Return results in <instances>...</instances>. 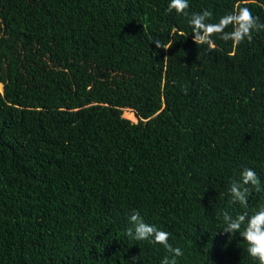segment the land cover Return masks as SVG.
<instances>
[{
  "label": "trees",
  "instance_id": "16d2710c",
  "mask_svg": "<svg viewBox=\"0 0 264 264\" xmlns=\"http://www.w3.org/2000/svg\"><path fill=\"white\" fill-rule=\"evenodd\" d=\"M169 2L0 0V264H161L127 236L133 210L178 264H259L222 229L264 205V30L208 52ZM189 6L264 23V0ZM244 168L247 209L228 192Z\"/></svg>",
  "mask_w": 264,
  "mask_h": 264
},
{
  "label": "clouds",
  "instance_id": "9594fccd",
  "mask_svg": "<svg viewBox=\"0 0 264 264\" xmlns=\"http://www.w3.org/2000/svg\"><path fill=\"white\" fill-rule=\"evenodd\" d=\"M189 0H170L167 13L173 10L177 14H183L189 17V24L194 33V42L197 45H206V51L212 52L216 45L213 39L218 36L224 41H232L233 46H238L240 43L247 40H253V32L264 30V23L259 21V17L252 14L248 7H239L231 13L220 17L216 23L209 22L212 19L213 13L204 9L202 12L189 14ZM231 27V31H226ZM155 45L158 49H170L172 45L164 44L159 39H155ZM185 95L188 93L187 86H182ZM251 185L257 191L260 190V179L256 171L252 168H244L240 173V179H232L228 192L231 196L232 203H238L242 208L248 207V196ZM129 222L134 226L127 229V236L136 241H150L153 244L162 245L169 255H166L161 261V264H178L177 258L184 255L180 247H174L169 243L171 234L161 230L153 224L145 222L139 211L133 210L129 216ZM223 233H230L235 236L239 233L240 236L248 244L247 252L249 256L258 260L259 264H264V205L253 212L244 211L235 216L225 211L223 213ZM133 260L138 264L136 257Z\"/></svg>",
  "mask_w": 264,
  "mask_h": 264
},
{
  "label": "rangeland",
  "instance_id": "374dc122",
  "mask_svg": "<svg viewBox=\"0 0 264 264\" xmlns=\"http://www.w3.org/2000/svg\"><path fill=\"white\" fill-rule=\"evenodd\" d=\"M1 88H2V84H0V89H1ZM124 115H125L126 117H128V118L134 120V121H137V118H136V116H135V113H134L133 111L129 110V109H126V110H125Z\"/></svg>",
  "mask_w": 264,
  "mask_h": 264
}]
</instances>
